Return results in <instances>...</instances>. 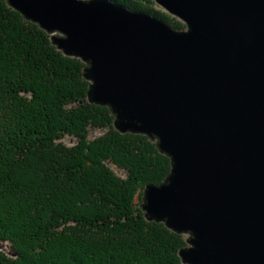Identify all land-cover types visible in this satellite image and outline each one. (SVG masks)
<instances>
[{
    "label": "water",
    "instance_id": "95a60500",
    "mask_svg": "<svg viewBox=\"0 0 264 264\" xmlns=\"http://www.w3.org/2000/svg\"><path fill=\"white\" fill-rule=\"evenodd\" d=\"M7 2L170 158L141 208L186 235L182 264H264V0H156L186 28L113 0Z\"/></svg>",
    "mask_w": 264,
    "mask_h": 264
},
{
    "label": "trees",
    "instance_id": "16d2710c",
    "mask_svg": "<svg viewBox=\"0 0 264 264\" xmlns=\"http://www.w3.org/2000/svg\"><path fill=\"white\" fill-rule=\"evenodd\" d=\"M113 1L186 28L155 0ZM84 67L0 0V264H182L186 235L141 208L171 160L89 101Z\"/></svg>",
    "mask_w": 264,
    "mask_h": 264
},
{
    "label": "rangeland",
    "instance_id": "374dc122",
    "mask_svg": "<svg viewBox=\"0 0 264 264\" xmlns=\"http://www.w3.org/2000/svg\"><path fill=\"white\" fill-rule=\"evenodd\" d=\"M156 1V0H155ZM155 8L156 9H158V10H160V11H162V12H166L167 14H169V15H171V16H173V17H176V16H174V15H172L171 13H169L168 11H166V9L164 8V7H162L160 4H158L157 2H156V5H155ZM178 20H181V19H179L178 17H176ZM182 21V20H181ZM48 33V32H47ZM51 35V34H50ZM56 46V45H55ZM57 47V46H56ZM60 50V49H59ZM62 51V50H61ZM63 52V51H62ZM64 53V52H63ZM65 54V53H64ZM66 55V54H65ZM69 56V55H68ZM73 57H76V56H73ZM77 58H79V57H77ZM83 61V60H82ZM84 62V61H83ZM85 63V62H84ZM98 132V131H97ZM93 133H96V131L95 130H93ZM63 141L64 142H66L67 144H69V145H71V144H73L74 143V141H75V139L74 138H72V137H65L64 139H63ZM118 173L120 172V170L119 169H117L116 170ZM143 195H144V191H143ZM142 195V196H143ZM142 200H143V197H142ZM4 249V250H3ZM0 250L1 251H3V252H6V254L8 255H11V253L9 252L10 251V246L7 244V243H4V244H0Z\"/></svg>",
    "mask_w": 264,
    "mask_h": 264
}]
</instances>
